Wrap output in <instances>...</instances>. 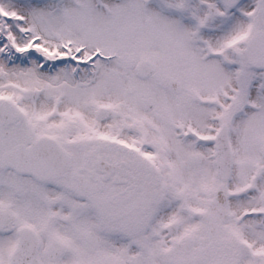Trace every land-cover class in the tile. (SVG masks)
<instances>
[{
	"label": "snow or ice",
	"instance_id": "obj_1",
	"mask_svg": "<svg viewBox=\"0 0 264 264\" xmlns=\"http://www.w3.org/2000/svg\"><path fill=\"white\" fill-rule=\"evenodd\" d=\"M0 264H264V0H0Z\"/></svg>",
	"mask_w": 264,
	"mask_h": 264
}]
</instances>
